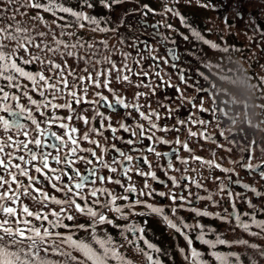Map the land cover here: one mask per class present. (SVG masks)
Instances as JSON below:
<instances>
[{
    "label": "snow or ice",
    "instance_id": "snow-or-ice-1",
    "mask_svg": "<svg viewBox=\"0 0 264 264\" xmlns=\"http://www.w3.org/2000/svg\"><path fill=\"white\" fill-rule=\"evenodd\" d=\"M3 2L18 7L12 9L11 16H7L8 8H0V20L7 18L15 21L0 27V217H2L0 264H136L127 256L128 249L142 257V264H164L162 255H167L169 259L173 257L146 238L148 220L140 224L133 219L152 215L159 217L166 228L174 230L183 238L187 250L177 245V251L185 264H243L241 253L217 250L220 247L227 249L244 247L264 258V247L261 245L244 238L232 241L223 239L214 228H206L198 219L188 223L178 215L180 211H187L193 213L196 218L220 220L233 225L234 233L238 229L249 237L264 239V219L257 218L255 211L257 206L246 195L241 197L240 192L234 194L232 186L251 192L256 198L264 196V193L242 183L239 179L233 181L232 175H238L234 168L222 167L214 160H204L199 156H192L189 160L179 155L181 149L189 153L192 151L188 142H182L178 135L180 128H187L189 123L201 126L199 134L188 128L190 137L199 135L201 139L222 146L215 137L205 133L204 128L208 121L200 116L193 118L194 114L188 109V116L185 119L175 117L173 126H161L159 121L162 117L159 111L151 108L149 101L151 97L157 95V89L166 92L172 87L175 88L177 95L175 97L166 95L164 99L173 103L178 101L179 107L173 108L169 103L157 101L160 108L167 111L166 118H173L172 113L179 112L185 104L191 105V108L197 107L195 99L185 97L179 85L171 84L169 73L161 72V64L176 70L181 55H191L188 52L179 53L176 41L159 31L161 27L177 31L172 24L157 22L152 25L155 31L151 35L165 48L164 55H157L158 49L153 48L147 40H134L130 46L136 55L132 56L130 52L116 49L109 41H87L71 31L73 28L91 33L118 31L117 28L108 27L106 20L89 15L85 11L95 7L91 0H80L76 9L66 6L61 0L44 2L3 0ZM124 2L126 0H99L100 5L108 10H111L113 5ZM163 2L164 8L159 13L147 6L145 8L153 15H164L166 19L168 14L178 18L181 26L188 28L198 42L213 50L221 52L230 50L226 42L225 46L221 47L206 39L200 31L187 23L186 18L178 10L169 7L167 0ZM198 6L206 10H216L211 0L209 3H200L198 0ZM28 10H36V15L31 19L39 21L47 31L38 32L35 24L29 28L25 26L26 21L24 23L16 21V15L26 16ZM147 12L143 15H147ZM41 13L50 14L53 17L51 23L46 21ZM237 16L241 18L239 12ZM124 23L122 17L120 26ZM102 24L105 26H101ZM225 24L227 26L226 18ZM52 25L59 29V34L53 30ZM256 30L259 31V28ZM49 35L52 38L50 43L45 39ZM178 35L185 41L189 39L187 35L181 33ZM65 36L68 40L64 39ZM73 36H76L75 40L71 39ZM120 42L123 44V39ZM141 45L143 53L146 54H142ZM32 49L36 52L33 53ZM81 50L87 55L81 56ZM232 50L240 51L238 48ZM21 51L25 56L19 55ZM112 54L121 56V66L111 58ZM57 56L63 63L56 62ZM65 57L75 59L77 63L81 60L84 62L85 67L81 74L77 75L71 69ZM146 59L152 61L148 65V70H145L141 63ZM195 59L205 63L200 57ZM34 64L38 66V70H29ZM105 65L107 67H104ZM135 66L140 67V72L135 71ZM44 69H47V75ZM113 73L117 83L136 89L147 88L149 91H136L132 102H128L125 96L119 95L111 87ZM165 75L169 77L168 81L164 80ZM196 75L201 77L199 72ZM69 76L72 77L71 82ZM133 76L139 78L135 84ZM177 78L181 83H185L183 69L177 72ZM260 82L264 83V77L260 78ZM257 87L259 88V84ZM90 88L97 90L94 93L96 97L94 100L88 98ZM101 90H106L112 99L109 100V96L104 95ZM196 91L198 94L206 93L205 89L199 87L198 81ZM141 98L145 100V104L140 103ZM61 100L64 102H58ZM102 108L110 112L123 110L118 127L113 126L111 116L101 111ZM144 108H148V111L145 112ZM198 111L202 113L209 111L203 107V101ZM61 112H67L68 115H60ZM83 112H91L92 115L89 117L83 115ZM132 112L137 113L138 120L132 116ZM128 119L132 120L131 124L127 123ZM97 120L99 127L96 126ZM73 121L82 122L87 130L80 133ZM118 132L127 133L130 138L117 135ZM159 132L165 134L176 132L177 137L170 141L158 136ZM219 134L221 139L227 140L240 151L237 141L224 137L222 130H219ZM101 139L111 141L110 146L107 143L101 144ZM145 141L148 143L145 144ZM84 143L90 146L83 147ZM173 144L176 146L173 147ZM118 145L127 147L122 148ZM158 145L167 146L169 151H157ZM225 151L231 152L232 149L227 148ZM261 151L264 152V148ZM148 153L156 158V167L166 179H160L153 170ZM244 153L246 155L240 160L229 159L228 162L233 165L239 164L249 175L255 172L264 180V163L253 166L249 148H245ZM174 158L176 163L184 165L183 171L175 166ZM197 162L201 167H207L209 173L213 169L225 173L228 184L214 178L213 182L217 183L218 188L215 192L209 191L196 177L187 175L189 163ZM78 165L84 166V172H81ZM144 167L148 170H142ZM104 171L109 173L107 177L102 174ZM173 171L180 173L179 178L169 175ZM191 171L195 173L196 168H192ZM133 175L143 179L142 187H136ZM149 180L153 183L150 184ZM106 183L117 185L122 192L109 189L105 186ZM153 184H159L167 191H159ZM46 188H51L52 193L46 191ZM192 188L198 191L193 193ZM199 190L206 192L207 195H199ZM156 196L170 201L171 216L165 214L164 207L143 199L148 197L151 200ZM216 197L220 200L227 198L231 211L225 208L223 212L226 215L193 206L200 201H210L213 207H219L220 201ZM25 199L39 205L40 210L32 211L22 202ZM237 199H242L245 206L253 211L241 213L236 207ZM52 205L58 206L59 211L52 208ZM138 207L147 211H136ZM259 211L264 214V208ZM73 213L87 218L89 222L75 223L76 216ZM107 213H112L114 218H110ZM117 220L125 223L118 224ZM33 221L38 222L39 226ZM106 225L118 231L122 243L104 227ZM60 229L65 231L62 232ZM98 229L103 234H100ZM194 230L195 240L191 236ZM78 232L89 235L77 238ZM210 235L214 236V239L208 238ZM195 243L205 246L208 249L207 253L198 250L194 246ZM205 255L209 259H205ZM249 264H258L254 256H249Z\"/></svg>",
    "mask_w": 264,
    "mask_h": 264
},
{
    "label": "flooded vegetation",
    "instance_id": "flooded-vegetation-1",
    "mask_svg": "<svg viewBox=\"0 0 264 264\" xmlns=\"http://www.w3.org/2000/svg\"><path fill=\"white\" fill-rule=\"evenodd\" d=\"M144 12H147V10H136L135 12L127 11L128 15L126 16V12L121 13L122 15L118 18L116 17L113 21L114 28H117L118 31L114 32L111 38L107 39V41H109L111 45L115 46V48L121 52H130L132 56H135L136 52L130 46L132 42L134 40H147L153 48L158 49V52L156 53L157 55H164L165 48L157 43V39L153 38L151 35L155 31L152 25H155L157 22H160L161 24L165 22L172 24L177 31H170L163 27H161L159 31L176 41V47L179 53L188 52L191 53V55H181V59L178 62L176 70H173L167 65L161 64V72L162 74L165 72L169 73L171 75V84L179 85L180 90L185 97L195 99L197 107L191 108V105L185 104L179 112L172 113L173 118H166L168 116L167 111L160 108L157 101L159 100L163 103H169L173 108L179 107L178 101L173 103L164 99L166 95L171 97H175L177 95L175 88L172 87L168 88L166 92L157 89V95L155 97H151L149 101L151 103V108L159 111L162 117L159 124L161 126L168 127L175 124V117L185 119L188 116L187 110L191 109L194 114L193 118L200 116L202 119L208 121L207 126L204 128L205 133L215 137L219 141V144L222 145L218 146L216 143L201 139L199 135L197 137H190L188 135V128L199 134L201 126L199 124L193 125L189 123L187 128H180L178 135L182 142H188L192 151L189 153L181 149L179 155L183 158H189V160H191L192 156H199L204 160H214L215 162L220 163L222 167L234 168L235 173L238 175H232L233 181L239 179L242 183L249 184L264 193V180H261L257 173L254 172L249 175V173L246 172L239 164L233 165L228 162L229 159L233 161L240 160L246 155V153H244V149L249 148L252 156V165L255 166L257 163H264V152L261 151V149L264 148V83L260 82V78L264 77V34H262V32H264V18L256 19L248 15L243 16L241 13V18H238L236 13L224 10V5L216 7V10L208 12L205 16L195 15L193 17H189L187 14L181 13L186 18L187 23L191 25L192 28L200 31L206 39L221 45V47H224V42H226V46H228L230 50L221 52L213 50L209 46L198 42L190 34L189 29L181 26L180 20L171 16V14H168L166 19L164 15H153L151 12H147V15H143ZM156 12L159 13V11ZM122 17L124 18L125 23L123 26H120ZM225 18L227 20V26L225 24ZM257 27L259 28V31L256 30ZM73 32L77 33L78 36L83 37L87 41L94 40L93 37L91 40H89L88 37L86 38L85 32L78 29ZM178 33L187 35L189 37L188 41L183 40L181 35H178ZM64 39L68 40V37L65 36ZM71 39L75 40L76 36H73ZM99 39L100 38L97 37L95 40ZM121 39L124 41L123 44L120 42ZM233 48H238L240 51H234L232 50ZM141 50L142 54H146L143 53V45H141ZM32 52L35 53L36 50L32 49ZM22 53L25 56L23 51ZM42 55L44 54L42 53ZM80 55L84 56L87 55V53L81 50ZM195 57H200V59L205 63H200L197 59H195ZM111 58L116 61L118 66H121L122 58L120 55L112 54ZM55 59L56 62L63 63L59 56L55 57ZM65 59L77 75L81 74V70L85 67L82 60L77 63L75 59L67 57H65ZM129 63L131 64V58L129 59ZM141 63L145 66V70H148V65H150L152 61L146 59L141 61ZM104 67H107V65ZM180 69L184 70L185 83H181L177 78V72ZM29 70H38V66L35 64L31 65ZM140 70L139 66H135L136 72H140ZM44 71L47 75V69H44ZM89 71H91V67H89ZM197 72L200 73L202 78L196 75ZM65 74H67V72ZM149 74L151 75V73ZM93 75H95V73H93ZM68 79L71 82L72 77L69 76ZM101 79H103V77ZM153 79L155 80V77H153ZM132 80L135 84L138 82L139 78L137 76H133ZM164 80L168 81L169 77L165 75ZM197 81L199 87L205 89L206 93H197ZM257 84H259V88L257 87ZM190 85L192 86L190 87ZM111 87L115 89L119 95L125 96L128 102H132L136 91H149L147 88L136 89L132 86L117 83L115 81V73H113ZM95 91L97 90L94 88L89 89V99H96L94 95ZM101 91H103L104 95L109 96V100L112 99L106 90ZM201 101H203V107L206 110H209L208 112L202 113L198 111ZM58 102L63 103L64 101L61 100ZM140 103L145 104V100L141 98ZM143 110L147 112L148 108H144ZM77 111H80V109H77ZM101 111H104L106 115H110L113 126L118 127V122L123 115L122 109H118L117 112H110L109 110L102 108ZM59 114L63 116L68 115L67 112H61ZM82 114L89 117L92 115L91 112H83ZM132 116L137 120L139 119L137 113L135 112H132ZM127 123L131 124L132 120L128 119ZM73 124L80 130V133L87 130L82 122L73 121ZM96 126L99 127L98 120L96 122ZM147 127L148 125L145 122V128ZM219 130H222L224 137L237 141L240 146V151L233 144L228 143L227 140L221 139ZM117 135L130 138L127 133L123 132H118ZM157 135L170 141H174L177 137L176 132H170L167 134L159 132ZM100 143H107L110 146L111 141L106 142L101 139ZM144 143L147 144L148 141H145ZM82 146L89 147L90 145L84 143ZM118 146L122 148L127 147L125 145ZM172 146L175 147L176 145L173 144ZM227 148H231L232 151H225ZM157 151H169V148L164 145H158ZM97 153L99 154L98 149ZM212 153H215V155L213 156ZM147 156L149 161L152 162L153 170L157 172L158 177L160 179H166L165 175L156 167V158L150 153H148ZM173 162L177 168H180L181 171H183L184 165L176 163L175 158L173 159ZM78 167L81 172H84L83 165H78ZM188 168L189 171L187 175L196 177L199 182L211 192H215L218 188L217 183L213 182L214 178H219L225 184H228L227 175L217 169H213L212 172L209 173L207 167H201L199 162L195 164L189 163ZM192 168H196L195 173L191 171ZM142 170L147 171L148 169L144 167ZM102 174L105 177L109 175L107 171H104ZM169 175L177 176V178H179L180 173L173 171L170 172ZM133 180L137 188L142 187L144 183L142 178L133 175ZM148 182L150 184L153 183L151 180ZM97 186H99V184H97ZM105 186L117 192H122V189H120L117 185L106 183ZM153 186L159 191H167V189L159 184H153ZM169 187H171L170 182ZM45 190L50 194L52 193L51 188H46ZM232 190L234 194L236 192H240L241 197L246 195L249 199H251L257 206L255 209L257 218L264 219V214L259 211V209L264 208V196L256 198L251 192H245L244 189L235 185L232 186ZM176 191L178 192L179 189H176ZM192 191L193 193H196L198 190L192 188ZM85 194H87L86 190ZM199 195H207V193L199 190ZM143 199L148 203L164 207L165 214L171 216L170 201L161 199L158 196L151 200H149L148 197H143ZM216 199L220 201L219 207H213L210 201H200L199 203H194L193 206L202 210L207 209L208 211L214 213L221 212L224 215H226V213L223 212L225 208H227L229 212L231 211V207L226 197L223 200H220L219 197H216ZM22 202L27 205L31 203L33 204L31 200L27 199ZM51 207L56 208V210L59 211L58 206L52 205ZM236 207L241 213L245 211H253V209H249L245 206L242 199L236 200ZM32 208L33 210H37V208L40 209V206L33 204ZM45 211H47V209H45ZM136 211H147V209L138 207ZM73 215L76 216L75 223L87 224L89 222L85 217H81L75 213H73ZM107 215H109L110 218H114L112 213H107ZM178 215L183 217L188 223H193L196 219H198L200 223L206 226V228H214L216 233L220 234L223 239L232 241L244 238L264 247V239L249 237L238 229L234 233L232 231L233 225L223 223L220 220L208 217L196 218L193 213L187 211H180ZM133 219L140 224H143L144 220H148L145 232L146 238L159 246L163 252L168 253L171 257H173V259H169L167 255H162L161 259L164 261V264H185L181 255L177 251V245L184 247L186 250L187 245L179 234L175 233L174 230L166 228L160 218L155 215L149 217H133ZM245 219H247V217H245ZM65 223L73 222L65 221ZM116 223L123 224L125 222L117 220ZM104 227H107L113 237L118 242L122 243L116 229L107 225ZM60 230L62 232L65 231L64 229ZM98 232L103 234L100 229H98ZM195 234L196 231L194 230L191 233L193 240H195ZM88 235L89 234L85 232H78L77 238L87 237ZM208 238L214 239V236L210 235ZM141 246L143 247L142 242ZM194 246L197 247L198 250L205 253L208 251L205 246L198 243H195ZM217 250L241 253L243 256V264H249V256H254L258 264H264V258H261L256 253L252 252L251 249H245L244 247H233L231 249L220 247ZM121 251H124V249H121ZM127 256L136 262V264H142V257L135 255L131 249L127 250ZM204 258L209 259L207 255H205Z\"/></svg>",
    "mask_w": 264,
    "mask_h": 264
},
{
    "label": "rangeland",
    "instance_id": "rangeland-1",
    "mask_svg": "<svg viewBox=\"0 0 264 264\" xmlns=\"http://www.w3.org/2000/svg\"><path fill=\"white\" fill-rule=\"evenodd\" d=\"M41 2H44V0H42ZM91 2L94 3L95 7H94L93 9H85V11L90 12V13H96V12L100 11V9H101V5H100V3H99V0H91ZM62 3H64L66 6H71V7H73L74 9H76V8L78 7L79 3H80V0H63ZM228 3L234 5V4L231 3V2H228ZM126 4H127V2H124L123 5H124L125 7L121 8V9H119V10H121V11H122V10H125V9H126ZM225 4H227V3L224 1V2L222 3V5H225ZM130 5H133V3H130ZM190 5H191V4H190ZM195 9H196V8H195ZM195 9H193V8H186V10H192V11H195ZM239 10H240V9L234 8V11H235V12H238ZM28 11H29L28 13L34 14L33 11H31V10H28ZM212 11H214V10H211V9L206 10V9L203 8V7H198V8L196 9V12H195V13H196L197 15L205 16V15H207L208 12H212ZM47 21H50V20L47 19ZM0 26H1V24H0Z\"/></svg>",
    "mask_w": 264,
    "mask_h": 264
},
{
    "label": "trees",
    "instance_id": "trees-1",
    "mask_svg": "<svg viewBox=\"0 0 264 264\" xmlns=\"http://www.w3.org/2000/svg\"><path fill=\"white\" fill-rule=\"evenodd\" d=\"M42 1V0H41ZM264 1V0H263ZM16 7H18V5H11V6H9V5H7V4H5L4 2H3V0H0V8H8L9 9V11L8 12H11L12 11V9L13 8H16ZM21 11H24V9H21Z\"/></svg>",
    "mask_w": 264,
    "mask_h": 264
}]
</instances>
